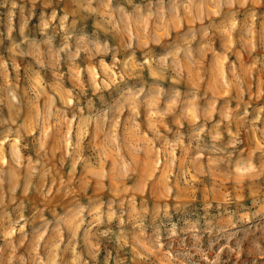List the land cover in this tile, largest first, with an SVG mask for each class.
Here are the masks:
<instances>
[{
    "label": "clouds",
    "instance_id": "1",
    "mask_svg": "<svg viewBox=\"0 0 264 264\" xmlns=\"http://www.w3.org/2000/svg\"><path fill=\"white\" fill-rule=\"evenodd\" d=\"M0 264H264V0H0Z\"/></svg>",
    "mask_w": 264,
    "mask_h": 264
}]
</instances>
